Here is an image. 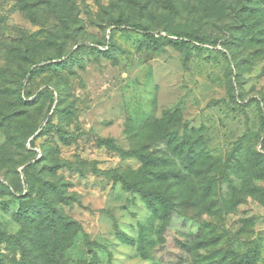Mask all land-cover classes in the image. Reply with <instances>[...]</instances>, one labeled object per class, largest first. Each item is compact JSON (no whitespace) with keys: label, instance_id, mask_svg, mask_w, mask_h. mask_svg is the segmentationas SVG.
Listing matches in <instances>:
<instances>
[{"label":"rangeland","instance_id":"374dc122","mask_svg":"<svg viewBox=\"0 0 264 264\" xmlns=\"http://www.w3.org/2000/svg\"><path fill=\"white\" fill-rule=\"evenodd\" d=\"M139 1L0 0V264H264V0ZM141 152L186 225L149 223Z\"/></svg>","mask_w":264,"mask_h":264},{"label":"trees","instance_id":"16d2710c","mask_svg":"<svg viewBox=\"0 0 264 264\" xmlns=\"http://www.w3.org/2000/svg\"><path fill=\"white\" fill-rule=\"evenodd\" d=\"M129 4H137L139 6L140 10L144 9V5L139 1V0H128ZM177 12V10L175 9L173 12ZM236 18L238 19L236 26L238 28H241L242 26L245 27V29H248L252 32L253 38L254 39H261V36L264 32V28L260 27L258 30H256V26L258 24H254L252 21L249 20L250 16L249 15H236ZM117 26H126V27H131L135 30H139V31H143V32H147L148 28L138 24V23H134V24H128L123 20H118L116 22ZM171 34L175 36V38H166L168 41H170L171 43H173L176 46H185L188 45L190 43L193 42H197V43H206L207 40L203 37H200L199 35H196L192 32H189L187 30H175V31H171ZM150 37L155 39L154 35H150ZM111 43L108 42L106 43V45H104L105 49H108L110 47ZM81 46V44H80ZM79 48V45L78 47ZM61 60L63 59H57L54 61H43L40 60L38 63H36L34 65V68L32 70V73L34 71H36L39 68H51L56 66V63L61 62ZM44 64V65H42ZM30 73V72H29ZM28 72H26L23 76L24 78L27 80L29 79V76L31 74H29ZM29 74V75H28ZM20 93H19V98L23 99V95L26 96V92H23V89H20ZM47 92L50 93L51 98H52V102H51V107L54 105V103L56 102V92L55 90H46ZM263 116H264V107H263ZM50 124L49 120L47 121L46 125H43L41 127V131L43 132L46 127ZM41 131L38 133V135L41 133ZM32 145L34 146V142H32ZM192 154H195L196 157L200 156V153H198L197 151H193ZM254 154L257 157H264L263 154H261L260 152H254ZM140 159L143 161V163L145 164L146 168H147V173L145 174L144 178L136 183H128L131 184V188L140 192L142 197L144 198V200L147 202V205L149 207V209L151 210V217H150V224L153 225L154 221L157 218L162 219L163 221V225L165 224H171L172 223V217L174 216H180L184 221L183 224L186 225L188 217L186 214H182L176 207L177 205L175 204L174 198L172 196V194L168 191L163 190L160 187H155L158 182H166L169 181L170 179H179L180 173L178 174H174L172 173L170 170L165 172V171H156L158 168H163L166 166V163L164 161L157 163L155 161V158H153L152 156H150L149 154H147L146 152H141L139 154ZM163 160V159H161ZM169 161V160H168ZM35 163H31L29 164L27 167V170L25 172V175L28 176V172L29 169L31 167H34ZM168 167H171V162L168 163L167 165ZM7 189L11 191V185H7L6 183H2L0 182V189ZM211 190V188L207 189V192L209 193V191ZM15 193H21L20 191H17V188H14ZM197 208H201L199 206H196ZM211 210V209H209ZM41 213V209L38 210V214ZM28 218V214H26L25 219L27 220ZM187 218V219H186ZM53 221V215L51 217V222ZM165 226H163L164 228ZM147 229V225H142V230H141V235L143 237V235L145 236V231ZM2 233V235L5 236L4 241L11 244L14 241L21 246V241L23 240V238L25 237V229L20 231L18 234H9L6 231L2 230L0 231V234ZM134 239H132L131 241H133ZM143 240V239H142ZM22 248V247H21ZM23 253H24V248H22ZM18 264H42L40 262H30L25 255L23 254V256L21 257L20 261L18 262Z\"/></svg>","mask_w":264,"mask_h":264}]
</instances>
